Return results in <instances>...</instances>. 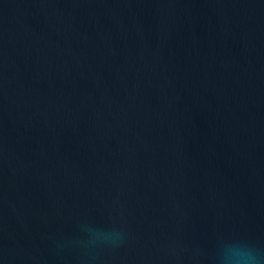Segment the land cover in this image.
<instances>
[{
	"label": "water",
	"instance_id": "1",
	"mask_svg": "<svg viewBox=\"0 0 264 264\" xmlns=\"http://www.w3.org/2000/svg\"><path fill=\"white\" fill-rule=\"evenodd\" d=\"M264 264V0H0V264Z\"/></svg>",
	"mask_w": 264,
	"mask_h": 264
},
{
	"label": "clouds",
	"instance_id": "2",
	"mask_svg": "<svg viewBox=\"0 0 264 264\" xmlns=\"http://www.w3.org/2000/svg\"><path fill=\"white\" fill-rule=\"evenodd\" d=\"M232 259L234 264H262L261 257L253 249L238 250Z\"/></svg>",
	"mask_w": 264,
	"mask_h": 264
}]
</instances>
